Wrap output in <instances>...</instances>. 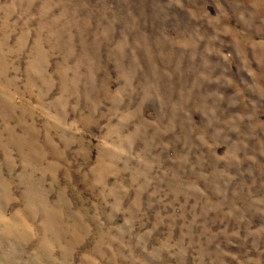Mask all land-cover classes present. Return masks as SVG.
Listing matches in <instances>:
<instances>
[{
  "label": "rangeland",
  "instance_id": "rangeland-1",
  "mask_svg": "<svg viewBox=\"0 0 264 264\" xmlns=\"http://www.w3.org/2000/svg\"><path fill=\"white\" fill-rule=\"evenodd\" d=\"M0 264H264V0H0Z\"/></svg>",
  "mask_w": 264,
  "mask_h": 264
}]
</instances>
